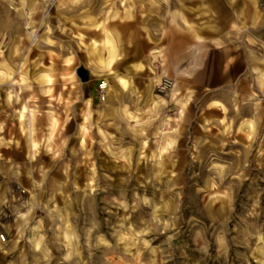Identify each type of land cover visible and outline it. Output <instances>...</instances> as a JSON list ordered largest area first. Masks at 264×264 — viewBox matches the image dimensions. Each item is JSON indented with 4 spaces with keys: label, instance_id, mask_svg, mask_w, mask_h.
I'll use <instances>...</instances> for the list:
<instances>
[{
    "label": "rangeland",
    "instance_id": "374dc122",
    "mask_svg": "<svg viewBox=\"0 0 264 264\" xmlns=\"http://www.w3.org/2000/svg\"><path fill=\"white\" fill-rule=\"evenodd\" d=\"M230 1L0 0V264H264V0Z\"/></svg>",
    "mask_w": 264,
    "mask_h": 264
},
{
    "label": "crops",
    "instance_id": "0c3cea01",
    "mask_svg": "<svg viewBox=\"0 0 264 264\" xmlns=\"http://www.w3.org/2000/svg\"><path fill=\"white\" fill-rule=\"evenodd\" d=\"M228 3V6L226 5ZM210 7L218 16H223V8H227L229 15L233 11H236V17L241 15V11H237L236 2L230 0H210ZM223 22V21H222ZM223 25V23H221ZM225 25V24H224ZM229 72L226 69L225 64L219 63L218 55L213 54L206 58L200 67V71L197 73V78L201 80L205 86L214 88L225 84L228 81ZM216 102V101H214Z\"/></svg>",
    "mask_w": 264,
    "mask_h": 264
},
{
    "label": "bare ground",
    "instance_id": "6f19581e",
    "mask_svg": "<svg viewBox=\"0 0 264 264\" xmlns=\"http://www.w3.org/2000/svg\"><path fill=\"white\" fill-rule=\"evenodd\" d=\"M105 42H106V44H109L110 43V41H109V39L107 37L105 39ZM112 79L114 80V82L116 84H121V85L125 84L124 83V80L121 77H119V76H114V78H112ZM27 112H28V106L26 104L22 105V107L19 109V116H18L19 117V120H21V121L24 120V117H25V115H26ZM32 146L34 147L35 146V143H32Z\"/></svg>",
    "mask_w": 264,
    "mask_h": 264
},
{
    "label": "built area",
    "instance_id": "2783aa9c",
    "mask_svg": "<svg viewBox=\"0 0 264 264\" xmlns=\"http://www.w3.org/2000/svg\"><path fill=\"white\" fill-rule=\"evenodd\" d=\"M163 84L166 85V81ZM97 89L99 92L100 99L103 100L105 97L106 89H107V82L104 80H101L100 82H98ZM0 240L1 241L5 240V236L3 234H0Z\"/></svg>",
    "mask_w": 264,
    "mask_h": 264
}]
</instances>
